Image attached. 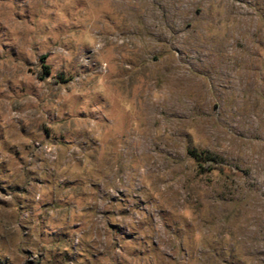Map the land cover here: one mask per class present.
<instances>
[{"label": "rangeland", "instance_id": "rangeland-1", "mask_svg": "<svg viewBox=\"0 0 264 264\" xmlns=\"http://www.w3.org/2000/svg\"><path fill=\"white\" fill-rule=\"evenodd\" d=\"M0 264H264V0H0Z\"/></svg>", "mask_w": 264, "mask_h": 264}]
</instances>
